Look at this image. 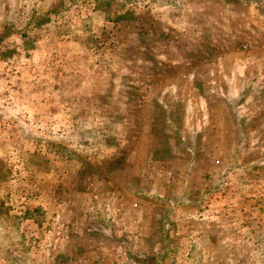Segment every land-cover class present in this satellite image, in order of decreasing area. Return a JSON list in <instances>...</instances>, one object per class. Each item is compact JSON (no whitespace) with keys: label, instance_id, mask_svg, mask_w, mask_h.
<instances>
[{"label":"rangeland","instance_id":"374dc122","mask_svg":"<svg viewBox=\"0 0 264 264\" xmlns=\"http://www.w3.org/2000/svg\"><path fill=\"white\" fill-rule=\"evenodd\" d=\"M0 207V264H264V0H0Z\"/></svg>","mask_w":264,"mask_h":264},{"label":"trees","instance_id":"16d2710c","mask_svg":"<svg viewBox=\"0 0 264 264\" xmlns=\"http://www.w3.org/2000/svg\"><path fill=\"white\" fill-rule=\"evenodd\" d=\"M27 210H24V212L20 215H14L9 213L8 209L1 211V207H0V219L1 218H11V219H15V221H22L23 218L27 217ZM2 214L4 215V217L2 216ZM18 226L19 223H12V225L10 224L8 226V231H6V237L1 238L2 235L0 234V249H2L5 257H8V254H11L12 258H17L19 255H24V253H22V251L18 248L20 246H22V244H19V242L23 239V233L18 232ZM15 227V228H14ZM1 229V228H0ZM17 232H16V231ZM20 251V254H18V252ZM7 254V255H6Z\"/></svg>","mask_w":264,"mask_h":264}]
</instances>
